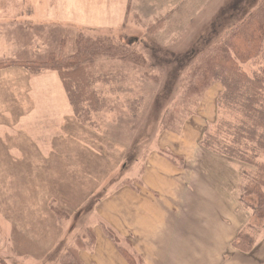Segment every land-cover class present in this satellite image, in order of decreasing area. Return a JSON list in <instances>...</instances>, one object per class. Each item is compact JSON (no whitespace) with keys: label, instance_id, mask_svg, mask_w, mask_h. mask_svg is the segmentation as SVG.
Returning a JSON list of instances; mask_svg holds the SVG:
<instances>
[{"label":"rangeland","instance_id":"rangeland-1","mask_svg":"<svg viewBox=\"0 0 264 264\" xmlns=\"http://www.w3.org/2000/svg\"><path fill=\"white\" fill-rule=\"evenodd\" d=\"M258 1L0 0V8L11 10L0 13L3 35L0 55L6 58L44 59L50 52L58 51L61 42L64 53H73L77 33L82 31L139 45L137 48L151 66L148 72L155 76L143 77L119 60L101 58L97 70L117 73L120 77L107 87L102 86L105 90L117 91L107 96L109 104L105 110L93 115L92 125L77 121L81 126L72 141L64 138L67 134L62 128L58 154H0V264H58L59 255L78 235L83 236L87 228L95 231L101 246L82 250L83 261L91 260L92 255L97 257V264H128L112 253L118 249L104 228L110 227L118 236L119 244L133 250L135 230L126 211L130 200L122 196L120 188L128 185L139 193L150 154H162L164 160L176 167L184 166L185 162L175 154H196L197 146L202 148L203 154L205 146L199 143L203 132L206 128L212 132L214 123L225 118V111L218 110L222 91L219 83L206 91L195 114L185 119L189 126H196L201 132L197 134L192 129L187 145L179 142L183 125L178 131L162 130L161 118L168 108L184 106L181 80L195 58L208 45L219 41ZM21 8L33 12L22 15ZM260 62V59L254 60L244 66L251 71L257 69ZM50 73L60 82L56 71ZM129 85L134 87L131 96L124 92V86ZM132 97H135L133 112L123 105ZM225 102L221 100L220 104ZM54 104L53 112L58 105H62L63 114L65 108L72 111L64 93H50L45 102L47 114L52 112ZM206 120L210 122L207 126L202 123ZM50 124L53 125L48 128L42 125V130L27 129L37 142H47L44 134L59 129V122L52 120ZM186 128L187 132L191 129ZM165 131L174 137L176 148L164 145ZM225 159L206 156L202 165L208 171L202 182H207L208 177L211 182L218 183L217 180L222 179L223 185L233 186L232 194L225 192L223 198L228 199V206L233 205V212L236 208V218L244 225L243 230L248 226L246 216L252 217L249 230L253 234L264 228V223L257 222L251 209L240 199L242 170L247 165L231 160L226 163ZM218 174L220 178L216 179ZM143 196L140 195V199ZM73 201L76 208L65 204ZM50 204L66 212L67 217L58 220ZM129 207L134 209L132 205ZM189 209L197 214L203 205L197 201ZM136 229L138 231L139 226Z\"/></svg>","mask_w":264,"mask_h":264},{"label":"trees","instance_id":"trees-1","mask_svg":"<svg viewBox=\"0 0 264 264\" xmlns=\"http://www.w3.org/2000/svg\"><path fill=\"white\" fill-rule=\"evenodd\" d=\"M137 46L113 36L89 35L80 31L75 38L73 53H64V43L61 42L58 51L50 52L44 59L2 61L0 68L18 65L30 73L56 71L75 119L84 125H92L93 115L105 110L109 104L107 96L117 91L105 90L102 86L107 87L120 77L117 73L99 72L97 65L101 58L119 60L134 73L151 79L155 77L148 72L151 66ZM259 59L257 69L246 70L244 64ZM181 83L185 104L181 108L175 105L165 110L161 129L180 130L185 119L195 114L206 91L219 83L222 91L218 110L225 111V118L214 123L212 132L206 128L199 143L204 144L205 152L247 165L242 170L240 199L251 209L257 222L264 223V0H259L219 41L208 45L189 66ZM124 92L131 96L134 87L124 86ZM134 100L132 97L123 104L132 112ZM221 100L226 101L221 103L222 106ZM50 209L60 221L67 217L66 212L54 204H50ZM249 223L247 230L241 229L233 240V247L242 252L252 249L258 232L252 234ZM104 228L128 264H145L139 254L119 244L118 236L110 227ZM95 241L94 230L87 228L83 236L78 235L59 255L58 264H87L80 252L92 249Z\"/></svg>","mask_w":264,"mask_h":264},{"label":"crops","instance_id":"crops-1","mask_svg":"<svg viewBox=\"0 0 264 264\" xmlns=\"http://www.w3.org/2000/svg\"><path fill=\"white\" fill-rule=\"evenodd\" d=\"M5 10L7 8H0V13ZM21 10L22 15L25 12H28V15L33 12L24 8ZM27 20L28 18H25V22ZM2 38L3 35L0 33V39ZM9 60L19 59L0 55V62ZM51 71L30 73L18 65L0 68V154H58L63 138L62 128L67 134L65 139L71 140L76 137L81 125L72 111L65 108L63 114L62 105H58L56 112H53L54 104L52 112L49 114L46 112L45 102L50 93L65 95L61 82L55 81L54 76H51L54 73L51 74ZM60 97L63 99L62 95L59 99ZM52 100L55 101L54 96ZM52 120L59 122V129L48 130V133L44 134L48 137V144L34 140L35 135L27 128L42 130V125H48L47 128L52 126L53 124H50ZM202 123L210 124L207 120ZM186 127L191 129L187 132ZM192 129L201 134L198 127L189 126L186 122L179 142L187 145ZM164 133V145L176 148L172 134L168 131ZM37 134L38 132L36 136ZM195 149L199 154L193 152L175 154L184 159L182 167L173 166L164 160L162 154H150L149 165L138 189L139 193L133 192L128 185L120 188L123 189L122 196L130 200L128 205L134 208L131 210L127 205L126 210L131 217L128 219L129 223L135 230L133 251L142 257L145 264H264V228L257 232L250 251L242 252L233 247L236 234L244 226L236 218V208L233 212V205L228 206V199L223 198L225 192L232 194L233 186L223 185L222 179L221 181L218 179L219 174L216 177L218 183L211 182V178L208 177L207 182H202L208 171L202 165V160L206 156L216 160L218 157L205 151L201 154L203 150L199 146ZM225 161L227 163L230 160ZM140 195H144L143 199H140ZM197 201L203 205V209L195 214L189 207ZM229 203L231 204V199ZM65 204L72 207L76 203L73 201ZM251 218L246 216L247 222ZM109 226L116 228L114 225ZM136 226H139L138 231ZM95 236L94 246H101L96 233ZM112 253L125 261L118 250ZM96 258L91 255V260L86 263L97 264Z\"/></svg>","mask_w":264,"mask_h":264}]
</instances>
